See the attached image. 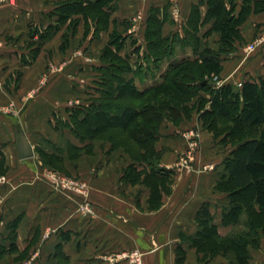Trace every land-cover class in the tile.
<instances>
[{
    "label": "crops",
    "instance_id": "crops-1",
    "mask_svg": "<svg viewBox=\"0 0 264 264\" xmlns=\"http://www.w3.org/2000/svg\"><path fill=\"white\" fill-rule=\"evenodd\" d=\"M67 2L15 0L0 6V241L7 249L0 264H9L7 258L11 264L29 258L30 264H60L63 257L67 264H134L125 258L131 254L140 255L141 264H228L229 255L208 257L194 244L202 240L196 216L204 204L221 237L246 229L244 213L235 224L226 223L231 200L217 183L233 148L204 126L202 111L196 107L179 123L161 124L154 150L158 166L171 174L167 180L142 173L145 165L124 147L80 139L70 118L99 97L102 51L115 30L128 36L123 56L131 44H140L135 53L142 63L129 59L133 71L126 79L135 78L144 90L159 84L171 65L194 57L191 47L177 43L157 68L144 62L151 10L164 17L163 37L183 39L194 10L200 9L202 21L208 7L200 0H117L106 30L95 35V23L82 14L62 20ZM255 2L241 26L243 40L222 56L221 85L264 78V9L256 11ZM212 25L200 28V50L219 48V35L208 34ZM261 38L255 52L245 50ZM181 46L182 56L176 53ZM137 63L152 71L143 68L136 77ZM17 131L32 146V158L20 159ZM49 173L86 183L87 197L56 186ZM85 199L90 215L80 212ZM263 246L264 238L259 248L248 246L252 258Z\"/></svg>",
    "mask_w": 264,
    "mask_h": 264
},
{
    "label": "trees",
    "instance_id": "trees-1",
    "mask_svg": "<svg viewBox=\"0 0 264 264\" xmlns=\"http://www.w3.org/2000/svg\"><path fill=\"white\" fill-rule=\"evenodd\" d=\"M253 1L256 11L264 9V0H200L201 5L208 7L205 19L201 21L199 8L194 10L190 31H185L183 39L163 37L164 17L152 9L145 32L144 62L157 68L173 56L177 43L191 47L194 57L171 65L159 84L144 90L136 87L135 78L126 79V74L133 71L129 57L121 54L128 36L115 30L102 51L105 65L100 68L99 97L74 110L70 117L80 139L101 138L110 141L114 148L124 147L132 158L145 165L142 173L167 180L171 174L158 166L154 150L161 124L166 120L179 123L196 107L202 111L204 126L233 148L217 183V189L231 200L226 223L235 224L244 213L246 229L221 237L209 205L204 204L196 216L202 240L194 244L208 257L220 251L229 255L228 264H249L252 256L248 246L257 249L264 238V78L245 81L240 88L232 83L218 87L213 81L215 76L220 78L223 70L222 56L233 52L236 42L243 40L241 26L251 13ZM116 3L117 0H68L59 15L64 21L72 14H82L87 22L91 19L95 23V35H99L106 30ZM211 21L208 34L219 35V48L200 50V28ZM136 66L135 75L140 77L143 64ZM6 252L5 242L0 241V261ZM60 260V264H67L66 257Z\"/></svg>",
    "mask_w": 264,
    "mask_h": 264
},
{
    "label": "built area",
    "instance_id": "built-area-1",
    "mask_svg": "<svg viewBox=\"0 0 264 264\" xmlns=\"http://www.w3.org/2000/svg\"><path fill=\"white\" fill-rule=\"evenodd\" d=\"M13 2H15V0H0V6L12 4ZM262 42H263L262 38L257 39L254 42H252L251 44H249L247 47H245V50L248 53H253L258 49V47L262 44ZM215 80L217 81V78ZM205 169H207V168H205ZM49 176H50L52 182L56 186H59L60 188H63V189L70 190L76 194L82 195L85 198L87 197L88 185L86 183L81 182V181H77V180L68 179V178L62 177L60 175H57L55 173H49ZM81 210L84 214L90 215L93 213V208H92L91 204L86 199L81 206ZM125 258H127L130 262H132L134 264H141L142 263L141 256L137 255V254L127 255V256H125Z\"/></svg>",
    "mask_w": 264,
    "mask_h": 264
},
{
    "label": "rangeland",
    "instance_id": "rangeland-1",
    "mask_svg": "<svg viewBox=\"0 0 264 264\" xmlns=\"http://www.w3.org/2000/svg\"><path fill=\"white\" fill-rule=\"evenodd\" d=\"M143 2V4L145 3V4H149L150 3V0H145V1H143V0H139V2ZM137 40H139V38H141L140 37V34H137L136 35V37H135ZM141 41V40H140ZM254 42V41H253ZM140 44L139 43H136V45H132L131 44V46H129V47H127V49L124 51L125 53V55L126 56H128L129 57V59L132 61V62H134V61H136V60H138L137 62H139V63H142V62H140L141 61V59H142V57H139V59H137L138 57H137V53H135V49L137 48V46H139ZM249 45V44H248ZM248 45H246L245 47H247ZM183 48H186V47H182L181 46V48L179 49V51L178 52H176L177 54H179V55H181L182 54V49ZM187 51L189 50L190 51V48L189 49H186ZM185 50V51H186ZM192 53V52H191ZM184 55H186V53H183ZM182 56V55H181ZM180 56V57H181ZM228 57L230 56V55H227ZM177 57H179V56H177ZM252 57V56H251ZM139 63H137V64H139ZM144 69H146V68H144ZM145 71H148V72H151L152 70L151 69H146ZM153 74V73H152ZM217 77L215 76L214 78H213V81L215 82V85L216 86H221V80L220 79H218L217 78V81L215 80ZM258 78L257 77H255L254 76V78H250V79H246V78H240L239 80H237V82H236V86L238 87V88H240L241 86H242V84L245 82V81H249V80H257ZM189 161V160H188ZM185 162V161H184ZM208 169V168H207ZM1 208V207H0ZM80 212H82V210L80 209ZM83 213V212H82ZM4 257V256H3ZM253 263L252 264H264V246L262 247V249L260 250V251H258V252H255L254 254H253ZM1 262V261H0ZM7 263H9V264H11L10 262H12L11 261V259L10 258H7V261H6ZM31 263V258H29V259H27V260H24V261H21V262H16V264H30ZM13 264V263H12Z\"/></svg>",
    "mask_w": 264,
    "mask_h": 264
},
{
    "label": "water",
    "instance_id": "water-1",
    "mask_svg": "<svg viewBox=\"0 0 264 264\" xmlns=\"http://www.w3.org/2000/svg\"><path fill=\"white\" fill-rule=\"evenodd\" d=\"M17 147L20 159L26 160L34 156L32 146L28 142L23 131L16 132Z\"/></svg>",
    "mask_w": 264,
    "mask_h": 264
}]
</instances>
